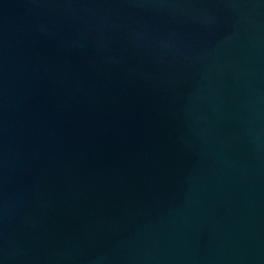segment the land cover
I'll list each match as a JSON object with an SVG mask.
<instances>
[{
	"label": "water",
	"instance_id": "1",
	"mask_svg": "<svg viewBox=\"0 0 264 264\" xmlns=\"http://www.w3.org/2000/svg\"><path fill=\"white\" fill-rule=\"evenodd\" d=\"M0 264H264V0H0Z\"/></svg>",
	"mask_w": 264,
	"mask_h": 264
}]
</instances>
